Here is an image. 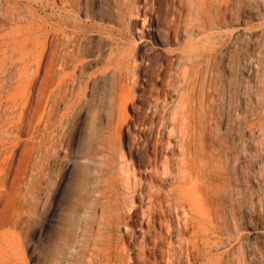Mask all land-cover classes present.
Wrapping results in <instances>:
<instances>
[{
  "label": "rangeland",
  "instance_id": "1",
  "mask_svg": "<svg viewBox=\"0 0 264 264\" xmlns=\"http://www.w3.org/2000/svg\"><path fill=\"white\" fill-rule=\"evenodd\" d=\"M185 3L178 0L181 13ZM137 27L138 34L143 32L140 41L136 34L139 53H151L155 59L137 92L141 111L129 108L127 116L131 121L154 120L158 126L171 112V103L162 102L163 92L179 70H188V64L180 69L165 61L157 76V63L165 60L167 51L178 55L188 48L167 46L163 18L153 29L148 24L142 27L141 19ZM80 38L81 0H0V264H264V138L258 134L254 141L248 135L245 145L240 140L243 116L251 123L252 113L264 114V0H228L222 27L215 24L196 38L197 81L203 83L212 75L221 90L213 93L212 120L204 131V144L212 146V151L214 146H225L218 164L205 163L204 169L226 176L222 182L197 183L198 208L210 225L197 226L190 233L181 219L178 234L173 221L175 232L170 235L157 230L161 241L155 252L140 253L146 227L140 220L130 222L137 221L138 215L127 217V187H133L134 181H150L153 172L152 165L146 163L138 170L135 162L134 177L129 168L138 135L133 126L120 136L117 150L125 157L113 159L116 182L110 205L115 208L103 213L114 218L111 228L103 225L99 207L93 205L87 211L82 207L81 171L88 153L84 143L90 115L81 113ZM64 57L73 63L59 70ZM64 76L73 86L66 98L55 99L53 87ZM193 117L200 120L198 108ZM146 138L148 133L142 139ZM177 141V136L172 138L173 144ZM149 157L153 161V155ZM161 162L162 158L158 166ZM220 186L222 191L210 203V191ZM134 206L140 202L134 201ZM117 217L123 218L119 226ZM99 229L111 238L113 253L103 255L95 246ZM152 248L149 242L148 249Z\"/></svg>",
  "mask_w": 264,
  "mask_h": 264
},
{
  "label": "bare ground",
  "instance_id": "2",
  "mask_svg": "<svg viewBox=\"0 0 264 264\" xmlns=\"http://www.w3.org/2000/svg\"><path fill=\"white\" fill-rule=\"evenodd\" d=\"M227 5L228 0H186L184 11L181 13L178 0H81V113L86 112L90 115L84 143L88 153L83 157L86 163L81 171L82 207L86 211L93 205L99 207L101 219L106 221L103 225L105 228H111L114 218L103 216V213L115 208V205H110V193L116 182L112 176L113 159L117 156L125 157L121 149L117 150L120 148V136L131 130L133 126L134 130L138 131V135L134 141V154L129 155L131 163L129 168L134 177L135 162L138 170L146 163L152 165L153 170L150 181L146 183L141 180L134 181L133 187H127V190H130L127 217L138 215L137 221L130 222L136 224L140 220L142 226L146 227L140 243L141 254L156 251L161 241L160 235L156 233L157 230L166 235L175 232L172 227L173 221L178 226L176 229L178 234L181 233L179 228L181 219L185 229L190 233H193L197 226L203 225L207 228L208 224L210 225L209 219L198 208L200 194L196 187L200 181L205 183L206 180L214 179L222 182L226 176L218 170L204 169L205 163L218 164L217 157L225 149V146H214L212 151V146L204 144V131L212 120L213 93L217 91L220 94L221 90L217 89L212 75L209 80H203V83L199 84L197 81L196 63L199 54L194 52L193 47L197 43L196 38L207 33L215 24L222 27L225 23ZM46 16L48 17L47 14ZM162 18L166 24L167 46L183 45L188 50L178 55L167 51L165 60L157 63L159 64L157 76L165 61L170 66H178V68L188 64V70L185 68L179 70L174 80L168 82V89L163 92L162 102L166 105L171 103V112L169 119L157 126L154 120L145 123L134 118L131 121L127 111L129 108L137 113L140 110L137 106L139 101L137 92L140 90L141 79H144L147 69L155 59L151 53H139L138 40L142 39L143 32L138 34L137 23L141 19L142 27L148 24L153 29ZM136 34L139 35L138 40ZM148 34L151 35L152 32ZM94 37L98 39L96 43L93 41ZM65 53L68 54V52L63 54ZM72 63L71 58L64 57L59 70ZM97 65L99 68L89 71ZM73 72L75 71L71 73ZM218 79L222 82V78L218 77ZM70 85L73 86V83L68 82V77H59L56 89L54 90L53 87V91L51 90L55 99L66 98ZM68 108L69 106L65 109ZM195 108L199 109L201 115L198 122L193 117ZM153 114L155 115L156 111ZM249 119L252 120L251 123L244 115L241 120L240 140L243 145L247 144L248 135L254 141H257L260 134L264 138V114L255 112ZM147 133L149 138L142 139ZM176 136L179 141L173 144L172 138ZM150 154L154 157L153 161L149 157ZM168 155L172 159H167ZM224 155L228 159L227 151ZM161 158V166H158ZM155 182L160 187H156ZM207 189L208 187H205L204 190L206 196ZM221 191V186L210 191L208 197L210 203L215 202L214 196ZM134 201H139L140 206L135 207ZM122 219L115 218L116 226L121 224ZM207 231L209 230L206 229ZM96 233L99 240L95 246L101 248L99 251L103 255L107 252L113 253L114 251L110 250L111 238L100 229ZM149 242L153 244L152 250L148 249Z\"/></svg>",
  "mask_w": 264,
  "mask_h": 264
}]
</instances>
